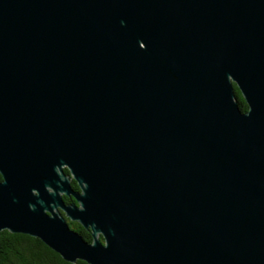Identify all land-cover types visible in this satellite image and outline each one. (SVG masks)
Listing matches in <instances>:
<instances>
[{
    "label": "water",
    "instance_id": "95a60500",
    "mask_svg": "<svg viewBox=\"0 0 264 264\" xmlns=\"http://www.w3.org/2000/svg\"><path fill=\"white\" fill-rule=\"evenodd\" d=\"M0 176L66 262L264 264V0H0Z\"/></svg>",
    "mask_w": 264,
    "mask_h": 264
},
{
    "label": "trees",
    "instance_id": "16d2710c",
    "mask_svg": "<svg viewBox=\"0 0 264 264\" xmlns=\"http://www.w3.org/2000/svg\"><path fill=\"white\" fill-rule=\"evenodd\" d=\"M236 102L241 111L246 109V104L234 87ZM64 172H67L63 168ZM1 179V176H0ZM70 185L77 189L76 183L71 180ZM65 203L71 202L72 197L62 195ZM68 226L75 230L85 241H90L89 231L81 227L77 222L66 219ZM0 264H87L82 260L74 263L63 261L60 256L44 245L40 240L21 233H9L0 231Z\"/></svg>",
    "mask_w": 264,
    "mask_h": 264
}]
</instances>
